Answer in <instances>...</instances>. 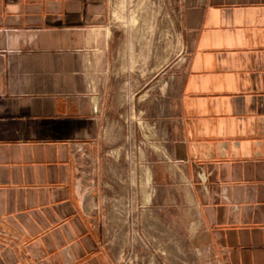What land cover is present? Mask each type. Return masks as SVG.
Instances as JSON below:
<instances>
[{
    "label": "crops",
    "instance_id": "1",
    "mask_svg": "<svg viewBox=\"0 0 264 264\" xmlns=\"http://www.w3.org/2000/svg\"><path fill=\"white\" fill-rule=\"evenodd\" d=\"M108 6L0 0V264H108L88 163L101 155ZM184 11L164 159L185 173L218 263L264 264V0Z\"/></svg>",
    "mask_w": 264,
    "mask_h": 264
},
{
    "label": "rangeland",
    "instance_id": "2",
    "mask_svg": "<svg viewBox=\"0 0 264 264\" xmlns=\"http://www.w3.org/2000/svg\"><path fill=\"white\" fill-rule=\"evenodd\" d=\"M186 7L188 0H109L114 37L101 155L88 159L101 185L108 264H219L185 173L164 159ZM157 162L166 164L162 185L153 176Z\"/></svg>",
    "mask_w": 264,
    "mask_h": 264
}]
</instances>
